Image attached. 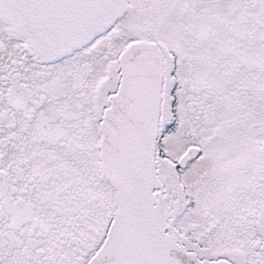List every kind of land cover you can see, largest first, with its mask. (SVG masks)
I'll use <instances>...</instances> for the list:
<instances>
[{"label": "snow or ice", "instance_id": "snow-or-ice-1", "mask_svg": "<svg viewBox=\"0 0 264 264\" xmlns=\"http://www.w3.org/2000/svg\"><path fill=\"white\" fill-rule=\"evenodd\" d=\"M0 264H264V0H0Z\"/></svg>", "mask_w": 264, "mask_h": 264}]
</instances>
